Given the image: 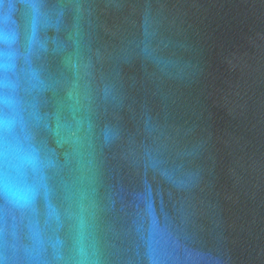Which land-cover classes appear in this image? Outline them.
<instances>
[{"label":"water","instance_id":"obj_1","mask_svg":"<svg viewBox=\"0 0 264 264\" xmlns=\"http://www.w3.org/2000/svg\"><path fill=\"white\" fill-rule=\"evenodd\" d=\"M31 4L17 264H264V0H0Z\"/></svg>","mask_w":264,"mask_h":264},{"label":"clouds","instance_id":"obj_2","mask_svg":"<svg viewBox=\"0 0 264 264\" xmlns=\"http://www.w3.org/2000/svg\"><path fill=\"white\" fill-rule=\"evenodd\" d=\"M29 7L33 20L30 25H25L23 33L13 7L0 8V200L6 215L32 207L38 185L32 181L30 173H37L41 167L38 151L31 144L27 131L18 78L22 36L28 49L38 44L34 19L38 9L35 4ZM25 75L30 81L38 74L30 68ZM0 233V264H17L21 257L14 230L10 232L4 227Z\"/></svg>","mask_w":264,"mask_h":264}]
</instances>
